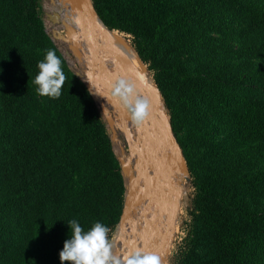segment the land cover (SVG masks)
Returning <instances> with one entry per match:
<instances>
[{"label": "trees", "instance_id": "16d2710c", "mask_svg": "<svg viewBox=\"0 0 264 264\" xmlns=\"http://www.w3.org/2000/svg\"><path fill=\"white\" fill-rule=\"evenodd\" d=\"M92 1L153 72L193 180L178 264H264V0ZM40 8L0 0V264H61L69 220L110 239L126 204L103 113ZM49 49L66 77L55 99L34 83Z\"/></svg>", "mask_w": 264, "mask_h": 264}, {"label": "water", "instance_id": "95a60500", "mask_svg": "<svg viewBox=\"0 0 264 264\" xmlns=\"http://www.w3.org/2000/svg\"><path fill=\"white\" fill-rule=\"evenodd\" d=\"M72 3L78 14L81 34L67 27L62 9L60 13L48 14V17L54 25H63L66 28L75 49L82 50L83 42L88 46L90 60L85 79L87 87L90 89L93 86L91 96L105 113L111 129L123 130L131 152V157L126 162L127 171L130 173H127L130 178L129 185L126 186L128 198L119 224L121 230L119 239L114 244L116 251L114 255L122 256V250L128 252L134 248H141L153 254L166 253L174 230V209L176 210L179 201V193L173 183V174L178 169L185 168L183 151L174 135L171 121L157 108V100L151 87L125 61L121 49L110 40L103 43L97 39L94 16L99 19L100 17L93 1L72 0ZM100 21L102 22L101 19ZM107 29L113 33L109 28ZM119 41L126 44L125 38L119 37ZM138 60L141 63V60ZM111 67H114V70ZM118 78L129 81L134 85L135 91L142 92L145 97L147 116L139 124L133 120L132 114L123 103L112 95V85ZM95 90L98 94H95ZM108 107L113 109L114 113H111ZM133 121L139 132L137 140L129 127ZM120 162L124 166V160ZM133 162H136L134 170ZM138 211L140 217L134 221L133 215L138 214ZM165 218L167 222L163 224ZM141 220L145 222L144 226ZM126 234L129 240L124 236ZM158 240H162L161 245L149 251V247L154 243L155 246ZM118 248L121 251H117Z\"/></svg>", "mask_w": 264, "mask_h": 264}, {"label": "rangeland", "instance_id": "374dc122", "mask_svg": "<svg viewBox=\"0 0 264 264\" xmlns=\"http://www.w3.org/2000/svg\"><path fill=\"white\" fill-rule=\"evenodd\" d=\"M59 1L66 2V0H41L40 15L44 21V25H45L47 33L50 35L51 39L53 40V42L55 43V45L57 46V48L59 49L61 54L67 60L71 70L76 74V76H78L81 79V81L83 83H85L87 85V83L85 82V79H86V73L88 72V65H89V60H90V50H89L88 46L83 42V49L82 50L75 49V45H74L73 41L71 40V38L69 37L66 28L63 25H60V26L54 25L53 21L48 17V14H53L55 12L60 13L61 9L64 12L65 7ZM67 2H69V1L67 0ZM75 31L78 34H81L79 28L78 29L76 28ZM111 34H115V37H116L115 39H117V41L119 43H121L119 41V37L125 38L126 44L130 48L133 49V51L137 55V58L140 59L137 52H136V49L134 47L132 36L124 34V33H120L119 31H113V33H111ZM101 42H103V41H101ZM103 43H105V42H103ZM140 64L142 65L143 69L147 72L150 79L152 80V84L155 86V89L160 96L161 102L164 105L165 115L168 117V119L171 121V124H172L170 112H169L168 108L166 107L165 101H164L159 89L157 88V85H156L155 80H154L153 72L150 70L149 66L146 65L145 63H143L142 61ZM111 69L114 70V67H111ZM135 93H136V91H135ZM145 103H146V101H145ZM100 110H101V108H100ZM108 110L111 113H114L113 109H111L109 107H108ZM115 118H117V117L115 116ZM103 119H104V121L108 127L110 136L112 138L115 153L117 154L119 159L124 160L125 163H123V165H124L123 167H124V171H125L126 175H127V173L130 174L127 171V163L126 162L131 157V152L129 151V148H128L126 136H125V134L121 128H117L115 131H113L111 129L105 113H103ZM129 127H130L131 132L134 135L135 140L139 139V132L135 126V122L133 121L132 124L129 125ZM172 127H173V125H172ZM173 132H174V135L178 141V138H177L178 135L174 131V129H173ZM132 169L133 170L136 169V162L132 163ZM183 171L187 175V177L184 178L183 181L178 182L174 178L175 187L179 193V201H178V206H177L176 210L174 209V214H175L174 215V230H173V234L171 237L169 250L166 253L156 254L161 258V264H178L179 254H180L181 250L183 249L186 240L189 237V233H190V229H191L190 227H191L192 222H191L190 213L194 208L193 201H194V197H195V188L193 186V180H192L190 172L187 168V165H185V168H183ZM125 182H126V186H128L129 182L126 179H125ZM127 198H128V195L126 196V199ZM152 210H154V208H152ZM139 217H140V211H138V214L133 215V220L134 221L138 220ZM166 222H167V218L164 219L163 224H166ZM143 223H144V221L141 222L142 226H144ZM139 229H140V231H142V228L140 225H139ZM120 231H121L120 227L118 226L110 238V240L113 243V246L119 239ZM124 236L127 237L128 240L130 239L128 237V234H126ZM161 243H162V240H158V242L155 246H154V244H155L154 243L151 245L152 247H149V251H151V249H153V248H156L157 246L159 247L161 245ZM117 251H121V249L118 248ZM114 253H116V251L113 248V254ZM125 253H126V250L125 249L122 250V254H125Z\"/></svg>", "mask_w": 264, "mask_h": 264}, {"label": "clouds", "instance_id": "9594fccd", "mask_svg": "<svg viewBox=\"0 0 264 264\" xmlns=\"http://www.w3.org/2000/svg\"><path fill=\"white\" fill-rule=\"evenodd\" d=\"M37 67L39 71L34 83L38 96L59 98L66 77L62 70V61L56 51L47 50ZM88 81L90 82L89 79ZM92 89L93 86L89 89L90 94H93ZM95 94H98L96 90ZM112 95L123 103L137 124L146 118L147 105L139 98L134 99L135 87L129 81L118 78L112 85ZM67 224L70 230L69 238L65 240L59 253L61 264H161L158 255L141 248H134L122 256L114 255L113 243L108 235L110 230L101 222H96L87 231L76 219L69 220Z\"/></svg>", "mask_w": 264, "mask_h": 264}, {"label": "bare ground", "instance_id": "6f19581e", "mask_svg": "<svg viewBox=\"0 0 264 264\" xmlns=\"http://www.w3.org/2000/svg\"><path fill=\"white\" fill-rule=\"evenodd\" d=\"M69 2H64V1H59L64 7V18L66 20L67 23V27L69 28H73V29H78L79 28V24H78V14L77 11L75 9L74 4L72 3V0H68ZM63 8V7H62ZM94 23H95V29H96V36L97 39L101 42H106L108 40H110L111 42H113L119 49H121V51L123 52V57L125 59V61L132 66L133 70L146 82V84H148L151 89L154 92V96L155 99L157 100V108L159 109V111L161 113H164V105L161 102L160 96L158 94V92L155 89V86L152 84V80L150 79L149 75L147 74V72L143 69L142 65L140 64V62L138 61L137 55L135 54V52L133 51L132 48H130L127 44H121L117 41V39H115V34H111L103 25V23L100 21V19L95 15L94 16ZM135 98H139L141 100H143L144 102L145 97L142 94V92H139L136 90L135 93ZM147 123H149V119L147 118ZM177 174V175H176ZM187 175L186 173L183 171L182 169H178L177 171L174 172L173 174V183L175 185V180L174 178L180 182L183 181L184 178H186ZM175 187V186H174ZM175 215V214H174ZM177 216V215H176ZM167 217V216H166ZM176 218V217H175ZM144 220V219H143ZM143 220H141V222H143ZM145 221V220H144ZM145 223V222H144ZM143 223V224H144ZM177 225V224H176ZM117 243V242H116ZM152 247V246H150ZM114 248V246H113ZM152 250V249H151Z\"/></svg>", "mask_w": 264, "mask_h": 264}, {"label": "crops", "instance_id": "0c3cea01", "mask_svg": "<svg viewBox=\"0 0 264 264\" xmlns=\"http://www.w3.org/2000/svg\"><path fill=\"white\" fill-rule=\"evenodd\" d=\"M121 160V159H120ZM123 160V159H122ZM123 173H125V171H124V167H123ZM124 176H125V179L129 182V180H130V178H129V176H128V174L126 175V173L124 174ZM142 186V184H140V187Z\"/></svg>", "mask_w": 264, "mask_h": 264}]
</instances>
